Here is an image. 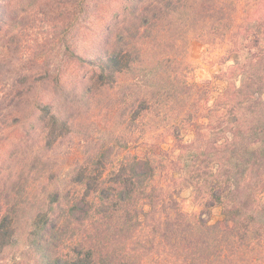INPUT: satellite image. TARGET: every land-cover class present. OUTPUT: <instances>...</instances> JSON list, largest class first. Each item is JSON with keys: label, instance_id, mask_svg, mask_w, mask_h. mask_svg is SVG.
<instances>
[{"label": "trees", "instance_id": "obj_1", "mask_svg": "<svg viewBox=\"0 0 264 264\" xmlns=\"http://www.w3.org/2000/svg\"><path fill=\"white\" fill-rule=\"evenodd\" d=\"M115 1L59 0L62 6L53 7L68 16L67 29L73 26L75 15L80 14V24L87 26L88 14L95 7L112 9L109 16L101 12L97 17L99 27L98 20L107 21L100 31L96 58L72 51L88 68L81 77L84 84L87 79L83 87L86 99L97 89L114 88L123 74L134 70L146 42L160 36L163 22L195 11L191 0ZM227 2L197 3L206 11L212 27H222L244 50L242 63L230 68L229 86L206 116L204 128L210 135L197 131L196 139L201 143L197 145L195 139L183 142L179 131L173 132V140L179 145L174 156H168L169 151L158 144L142 140L137 152L115 156L113 165L103 160L110 148L107 143L68 169L62 178L66 185L50 181L54 184L33 194L36 206L31 207L29 218L28 246L38 253L40 264H240L243 260L236 259L235 245L242 247L240 255L244 256L249 247L264 242L260 200L264 191V0L246 1L238 23L237 0L232 2V13L226 10ZM71 45H67L68 50ZM41 69L43 78L54 77L50 65L43 64ZM18 80L10 86L15 91L8 88L4 92L6 81L0 78V100L6 101L0 103L1 123L23 118L31 87L19 86ZM180 84L185 85V81ZM148 101L147 97H136L126 103L124 110L130 114L131 123L127 134L135 132L134 123ZM33 114L42 123L49 143L70 128L68 119L60 115L49 111ZM212 124L223 125L222 136L212 131ZM195 126L198 130L199 125ZM126 143L119 146L126 149ZM41 161L35 156L32 164ZM40 164L47 168L49 181L55 176L49 160ZM13 169L10 166L6 175H0V252L14 243L16 220L29 204L27 179ZM30 172L24 171L25 175ZM184 188H190L194 199H199L197 205L219 206L223 218L209 223L200 214L184 211L178 199ZM221 228L223 232L218 234ZM215 244L226 250L219 247L215 252Z\"/></svg>", "mask_w": 264, "mask_h": 264}, {"label": "rangeland", "instance_id": "obj_2", "mask_svg": "<svg viewBox=\"0 0 264 264\" xmlns=\"http://www.w3.org/2000/svg\"><path fill=\"white\" fill-rule=\"evenodd\" d=\"M233 1L228 0L226 5V10L231 13ZM246 1L250 0H237L235 3L237 23L242 10L247 8H242ZM198 2L190 1L195 11H188L189 16L170 19V22L159 25L160 36L146 42L140 63L131 72L123 74L118 85L109 90L97 89L90 99H86L83 87L87 79L84 84L81 77L84 68L85 71L88 68L81 60H76L72 51L80 56L96 58L100 31L107 21L98 20L99 27L97 17L101 12L109 16L112 9L106 5L95 7L88 14L87 26L80 24V14L75 15L73 26L67 29L68 16L65 12L53 10L57 5L62 6L59 0H0V78L6 81L3 90L7 92L10 88L9 91H15L16 88L10 86L17 79L19 86L31 87L22 120L11 118L0 122V175L3 177L10 166L14 167L13 170L23 174L30 187L29 204L24 206L16 220L14 243L0 252V264H40L38 253L28 246L31 207L36 206L33 194L49 188L54 184L50 182L53 180L58 185H66L62 178L68 169L98 150L99 146L104 149L107 143L110 144L103 160L113 165L115 156L122 158L137 152V145L142 140L154 142L169 151L168 156H174L178 155L179 145L173 140V132L179 131L183 142L195 139L197 145L201 144L196 139L197 131L201 135H210L204 128L208 122L206 116L215 99L229 86L230 68L234 63H242L244 50L238 43H233L222 27H212L210 18L205 16L206 11L201 10ZM11 28L13 31L9 33ZM68 44L71 45L70 50ZM43 64L50 65L51 76L54 77L43 78ZM233 71L239 72V69ZM182 80L185 85L180 84ZM136 97H147L149 101L143 106L142 116L134 123L135 132L127 134L131 123L130 114L124 107ZM0 103L2 105L6 101L0 100ZM40 111L42 115L49 111L67 118L69 130L49 143L42 123L33 114ZM222 126L215 125L212 131L222 136ZM124 142H127L126 149L119 146ZM132 145L135 148H131ZM35 156H40L42 161L49 160L55 175L49 181L47 168L40 164L42 161L36 166L32 164ZM25 169H31V172L25 175ZM166 174L162 173V176L169 181ZM178 199L184 211L200 214L209 223L223 218L219 206L203 208L197 205L199 199H194L190 188H184ZM260 200L264 210V191L260 193ZM262 216L264 220V213ZM221 232L222 228L218 234ZM219 247L226 250L219 244L214 251ZM239 247L234 246L238 250L236 259L243 260L240 264H264L263 241L258 246H251L253 249L249 247L250 252L244 256L240 255L243 251Z\"/></svg>", "mask_w": 264, "mask_h": 264}]
</instances>
